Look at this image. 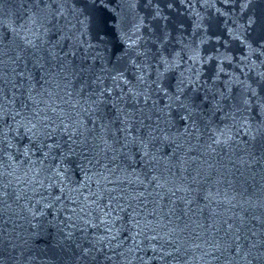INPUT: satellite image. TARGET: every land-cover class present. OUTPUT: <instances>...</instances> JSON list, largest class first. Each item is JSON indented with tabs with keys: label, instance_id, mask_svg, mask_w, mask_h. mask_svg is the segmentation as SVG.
Here are the masks:
<instances>
[{
	"label": "water",
	"instance_id": "obj_1",
	"mask_svg": "<svg viewBox=\"0 0 264 264\" xmlns=\"http://www.w3.org/2000/svg\"><path fill=\"white\" fill-rule=\"evenodd\" d=\"M242 2L151 0L149 3V0H137L133 8L130 0H112L109 5L112 11L103 10L109 32L108 51L120 46L119 31L122 29L131 37L130 44L136 41L133 56L137 50L145 53L137 60L140 69L126 65L124 78L130 83L120 81L115 94H120L121 89L128 93L130 87L140 92L150 89L151 99L147 104L143 96L136 103L128 95L127 107H124V101L119 106L134 113L135 128L140 129L143 125L145 133L148 126L156 129L153 153L166 158L175 152L168 167L162 159L157 169L161 181H167L162 191L174 190L183 184L198 188L190 216L207 230L197 228L192 233L189 242L201 247L189 250L185 257L188 264H225L226 258L220 253H214L219 259L213 258L210 247L223 233H217L215 226L208 228L209 224L223 220L238 223V218L243 216L242 235H250L249 229L256 232L257 237L264 233V159H261L259 138L256 142L250 139L264 123V47L257 39L264 22V0H251L243 11ZM74 9H84L81 0H65L64 15L59 20L60 32L51 39L54 44L59 41L57 51L62 47L69 53V60H73L71 53L75 51L74 63L79 66L88 52L89 43L96 41L91 38V32L78 23L84 17ZM35 13L34 0H3L0 25L7 27L0 31L16 43H21V37L35 39L43 32L40 28L42 20ZM250 17L255 21L252 25L248 23ZM136 25H139V31L135 30ZM236 35L240 39H236ZM88 54L90 57L92 53ZM160 56L168 59L170 67L167 71L159 62ZM96 72L100 74L99 68ZM158 72L164 74L159 81L163 90H157L152 84L157 80ZM140 74L145 77L144 84L136 80ZM181 80L188 96L208 97V102L193 115L196 128L189 124L187 131L181 120L186 113L164 95V91L175 94ZM108 84L112 85L110 79ZM48 87L51 95L37 96L39 108L45 109L57 123L63 120L74 128L84 122L92 129L91 121L95 117L91 113V101L87 92L80 94L79 82L75 87H64L63 84L59 88L55 84ZM220 92L224 99L219 96ZM213 93H217L215 99ZM7 97L11 99L10 91ZM166 104L170 106L165 107ZM53 108L55 113L51 111ZM111 118L116 119L115 112H111ZM0 127L7 132V139L0 147L18 161L16 148L22 151L28 144L24 129L16 130L11 115ZM119 127L117 122L115 128ZM115 128L102 130L97 122L89 135L88 154L99 159L100 164L95 160L88 164L82 158L80 148L76 154L65 155L62 163L61 156L56 153H53L55 159L49 156L43 164L39 162L42 156L32 155V160L37 161L34 165L26 163L16 168L4 157V167L0 169L4 175L0 176V183L8 184L7 191L11 195L0 205V264H160L151 259L153 252L147 239L155 233L144 231L135 235L140 229L134 226L127 211H121L126 201L119 193L137 187L136 174L142 178V167L137 166L135 174L131 168L125 172L122 168L115 169L112 164L102 167L106 163L103 140L111 141ZM8 142L14 145L12 149L7 148ZM136 159L139 160V156ZM197 173L199 183H192V177ZM129 181L133 183L129 185ZM16 192L23 194L20 200L15 198ZM184 195L183 192L176 193V197ZM57 196L60 197L58 201ZM176 197L168 193L166 202ZM47 204L52 207H45ZM152 207V204L148 205L149 212ZM180 207H183L182 203ZM145 216L147 213L142 212L137 217L141 227ZM147 218L155 220L152 216ZM160 223L167 224V220ZM153 227L163 236L171 225L158 227L154 223ZM196 233L201 235L197 238ZM152 243L159 248L163 241L158 239ZM84 248L92 251L85 256ZM205 252L210 254L204 255ZM231 264H244V261L237 257Z\"/></svg>",
	"mask_w": 264,
	"mask_h": 264
},
{
	"label": "snow or ice",
	"instance_id": "obj_2",
	"mask_svg": "<svg viewBox=\"0 0 264 264\" xmlns=\"http://www.w3.org/2000/svg\"><path fill=\"white\" fill-rule=\"evenodd\" d=\"M81 2L84 4V9H74L80 16L84 17V19L78 20V23L91 32V38L96 43H89L88 52L84 54L79 66L74 63L75 51L71 53L73 60H69V53L64 52L62 47L57 51L59 41L54 44L51 39L53 35L60 32L59 20L64 15L65 0H34L35 15L41 18L40 28L43 29L42 35H37L35 39L21 37V43H16L15 40L9 41L5 32L0 31V125L6 124L11 115V119L16 123V130L19 131L20 128H23L28 139V144L24 146L22 151L19 147L16 148V153L20 157L18 161L13 160L12 155L0 147V169L4 167V157L12 161L16 168L22 167L26 163L34 165L37 161L32 160V155L42 156L39 162L43 164L44 160L56 153L61 156L62 163L64 156L76 154L77 148L81 149L82 158L87 160L88 164H92L94 160L96 164H100L99 159L88 154L90 151L87 147L90 142L89 135L95 130L97 122H99L102 130L109 127L115 128V124L118 122L121 127L115 128V131L112 132L111 141L103 140L104 148L102 151L106 163L102 167L112 164L115 169L122 168L125 172L131 168L134 174L137 166L143 169L142 178L140 174H136L137 187L121 190L119 193L120 198L126 201L121 207V211H127L129 219L134 221V226L140 229L135 235H140L144 231L155 233L147 237L149 247L153 252L152 260L159 261L160 264H188L185 257L189 250L201 247L200 244L189 242L192 239V233L197 228L207 230L203 224L197 223L190 216L191 206L197 199L198 188L183 184L174 190L169 188L167 192L162 191L167 181L162 182L161 177L156 172L162 159L165 160V167H168L172 158L175 157V152L166 158L158 157L153 153L151 148L157 140L154 134L156 129L148 126V131L145 133L143 125L140 129L135 128L134 113L126 112L123 107L119 106L120 102L124 101V107H127L126 96L128 95H131L132 100L136 103L139 102V97L143 96L144 102L147 104L151 99L150 89L140 92L130 87L128 93H124L121 89L120 94H115V89L120 87V81L125 84L130 83L124 78L126 65L140 69L141 65L137 64V60L145 53L137 50L133 56V45H136V41H132L130 44L131 37H128L122 29L119 31L120 46L109 52L107 48L109 32L103 10L112 11L109 7L112 0H81ZM227 2L228 0H225V3ZM130 3L131 7L135 8L137 0H130ZM250 3L251 0H243L241 10L247 8ZM2 6L3 0H0V7ZM156 15H159L158 11ZM248 23L252 25L255 21L250 17ZM2 27L7 26L0 25V28ZM134 27L136 31H139V25ZM239 27L244 28L243 25H239ZM10 31L15 32V29ZM235 38L240 39V36L236 35ZM257 39L260 45L264 47V22L261 23ZM241 43L244 41L242 40ZM248 46L251 47V45ZM89 52L92 53L90 57ZM60 53L63 55L61 56ZM89 59L91 63H87ZM159 62L165 66V71L169 69L170 65L166 57L160 56ZM97 68H99L100 74H97ZM163 75V73L158 72L157 80L152 81L157 90H163L159 82ZM109 79L112 81V85L108 84ZM136 80L140 84L145 83L143 74L137 75ZM77 82L80 84V94L83 95L87 92L88 99L91 101V113L95 117L91 121L92 129H88L84 122H80L79 126L74 128L63 120L57 123L56 119L49 115L45 109L38 106L40 101L37 96H42L44 93L51 95L48 86L55 84L59 88L63 84L64 87H75ZM191 83L192 81L189 80V84ZM183 84V80L177 84L175 94L164 91V95L168 97L170 102L174 101L179 109L186 113L181 117V120L185 122V131H187L189 124L193 129L196 128L193 115L208 102V97L205 96L201 99L195 94L188 96ZM9 91L11 92L10 100L7 97ZM218 94L221 99H224L222 92ZM216 95L217 93H213V99ZM216 102L219 103L220 101ZM155 103L153 101L154 107ZM244 103L247 104L248 101L245 100ZM169 106L168 104L165 105V107ZM51 111L55 113L54 108ZM111 112L116 113L115 120L111 118ZM17 117L20 119L17 120ZM9 131H11L10 125ZM77 137L80 139L78 140ZM164 138L167 139V137ZM258 138L261 159H264V123H261L260 127L250 136L253 142H256ZM6 139L7 132L4 131L3 127H0V145H3ZM216 142L219 143V140ZM13 147L14 145L8 142L7 148L12 149ZM109 153H111L110 156ZM137 156H139V160L136 159ZM3 175L4 173L0 172V176ZM57 175H59V171H57ZM198 176L199 173L192 177V183H199ZM132 183L129 181V185ZM7 188L8 184L0 183V205L4 203L5 198L11 195ZM141 188L142 190H140ZM60 191L62 193L63 188ZM177 192H183L185 195L176 197ZM168 193H171V196L176 197V199L166 202ZM22 195V193L16 192L15 198L20 200ZM149 197L152 199L150 200ZM59 199L60 197L57 196L56 200ZM180 203L183 204L182 208ZM109 204H111V200ZM149 204L153 205L150 212L148 211ZM45 207H52V205L47 204ZM142 212L147 213V216L144 217L143 227H141V220L137 219ZM105 215H109V213H105ZM148 216L155 217V220L148 219ZM238 219V223L236 220L231 222L223 220L215 222V225H207L208 228L215 226L217 233H223L214 244L210 245L213 258H220L214 255L218 252L226 258L225 264H231V261L237 257L242 259L244 264H264V233L257 237V233L249 229L250 235H242L245 228V217L240 216ZM164 220H167V224L160 223ZM154 223L158 227H168V225L171 227H168V231L161 236L157 228L153 227ZM186 233L187 236H185ZM200 235L201 233H196L197 238ZM252 237L257 238L252 239ZM100 239L102 240L103 237ZM158 239L163 241L159 248L152 243ZM91 251L90 248L83 249L85 256ZM209 254L208 252L204 253V255ZM93 259L95 260V257Z\"/></svg>",
	"mask_w": 264,
	"mask_h": 264
}]
</instances>
